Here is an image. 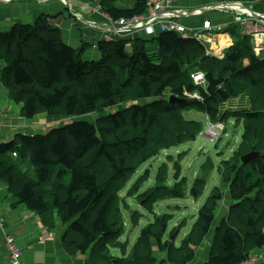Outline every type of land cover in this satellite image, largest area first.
Listing matches in <instances>:
<instances>
[{
  "label": "trees",
  "instance_id": "1",
  "mask_svg": "<svg viewBox=\"0 0 264 264\" xmlns=\"http://www.w3.org/2000/svg\"><path fill=\"white\" fill-rule=\"evenodd\" d=\"M118 1H98L113 21L147 13V0H131L129 8L116 7ZM47 19L42 15L31 25L0 30V84L8 99L20 107L23 119L44 114L60 120L46 133H18L0 142V182L13 199L12 208L22 205L33 212L48 232L61 234L68 256L84 255L88 264H112L113 249L126 256L117 264H137L139 257L158 264L155 253H163L169 264H194L195 249L205 238L201 264H243L254 256L264 264V56L254 55L249 38L234 31L235 41L221 59L208 55L198 40L176 32L157 33L149 41L157 46L153 54L142 39L74 49ZM87 45L98 50L99 59L83 60ZM196 72L203 73L205 88L193 83ZM194 92L201 101L186 98ZM238 95L249 98V107L220 116L219 107ZM170 96L182 102L171 104ZM191 110L205 114L210 123L242 125L247 141L239 145L231 166L223 163L220 179L228 186L229 212L213 229L222 198L213 187L194 224L198 245L187 238L170 255L160 247L156 224L150 223L130 248L129 241L120 242L124 228L118 193L140 161L200 132L199 124L180 116ZM88 115H96L95 121L78 120ZM251 152L256 157L243 164L241 158ZM166 179L167 167L162 166L156 177L160 187L143 196L144 210L184 198L186 188L179 182L169 187ZM197 184L189 191L194 199L207 180L200 178ZM167 222L161 221L160 232Z\"/></svg>",
  "mask_w": 264,
  "mask_h": 264
},
{
  "label": "rangeland",
  "instance_id": "2",
  "mask_svg": "<svg viewBox=\"0 0 264 264\" xmlns=\"http://www.w3.org/2000/svg\"><path fill=\"white\" fill-rule=\"evenodd\" d=\"M170 1L173 2L174 0H170ZM128 2H129L128 0H123V5L125 6L128 5ZM235 4L236 3H222V4H216V6H226V5L232 7L236 5L238 6V10H234V9L227 10V12L232 13L234 24L237 25V28H240L242 30L241 32H243V36H247V38H249L254 55L258 56L259 58L263 57L264 45L262 43H264V39L262 40V43H260L259 40L261 39L260 36H263L262 38H264V27L261 28L262 24L259 22V20L254 19L257 17L258 13L251 12L252 10H249L247 7L242 6L241 4H236V5ZM222 8H223L222 10H225L228 7H222ZM239 10H244L245 12L244 15H237L236 12H238ZM179 11H186V10H179ZM247 15L249 16L247 17ZM238 18L240 19V21H238ZM178 19L179 18L175 20L176 23H178ZM99 27L101 26L99 25L96 26V28ZM237 28L235 29L237 30L236 34H239V30ZM195 33H197L196 35L197 37H199V35L202 36L201 32H194L189 34V36H192ZM184 35L188 36L187 31L185 32ZM108 40H117V39H112L108 34H104L102 41H108ZM119 40H125V39L122 38ZM232 40L235 41V39L233 38ZM214 43L215 42H212V40H207L205 42L204 40L202 41L203 45H207V44L212 45ZM126 49L128 51L130 50V48L128 47ZM258 49H260V51ZM92 50L98 52V50L94 48H92ZM92 50L90 48L86 49L85 53L82 56L83 60L85 59L87 54L94 52ZM219 50L220 49L217 48V45L214 44V46H207L206 51L210 52L209 55L221 59L223 58V52L221 53V51ZM146 51L149 54H153L157 51V46L152 43L146 44ZM99 58L100 56L97 59ZM3 66L4 63L0 62V69ZM197 86H202L203 88H205V83ZM169 91L170 88H168V90L164 93L165 95L164 98L168 99ZM185 95L189 101L191 100L201 101V98L197 92L192 93L191 96H189L188 94ZM240 101H244L245 106L244 105L243 107L240 106L239 105ZM232 102L233 105H231ZM249 104L250 101L247 96L238 95L236 99L229 100L228 102L222 104L219 107V115L221 116L225 110H230V109L240 110L244 108L246 109L249 107ZM128 105H130V103L127 104V106ZM121 106L122 105H118L117 108L120 109ZM109 111L111 113H114L113 109ZM180 116H183L184 121H193L199 124L200 132L196 136L194 137L192 136L191 141H186L181 145L174 146L171 148L162 149L159 151V153L156 156H153L146 161H140V163L135 167L134 172L129 178V180L125 183L124 188L120 190L118 193V197H119L118 206L120 207V212L123 219L122 227L124 228V233L120 238V242H125L126 240L129 241L130 248L136 242V239L140 235V231L142 230V228L150 223L156 224L155 226H157L158 233L162 234L160 247L165 246L164 252L166 253L168 252V254L170 255L173 253L172 248L183 247V241L186 240L187 238L190 239V242L197 244L198 242L196 238L193 237V234H195L194 224L197 221L199 210L205 204L208 203L207 199L208 197L211 196L212 194L211 190L213 187H218V189H215L216 192L214 193L220 194L222 197L221 201L217 205V212L215 214L216 219L213 229L215 228L219 220H221L227 214V212H229L228 205L230 203V200L228 197V186L221 184L220 179L221 181L223 180L222 171H224L225 169L223 163L230 162L234 157L235 153L239 150V145L247 141L245 135L244 137H242L243 136L242 125L235 126L236 125L235 124L233 127L232 122L228 123L227 125L224 123H222L221 125L212 122L210 123L209 119L205 116V114L193 110L184 112L183 114H180ZM19 118L20 120H22L20 116ZM95 119H96V115H88L79 118L78 120L94 122ZM46 120H50V119L46 118ZM54 121H60V120L54 119ZM53 125L55 124H52L51 127ZM40 129L42 130V132L37 131L33 133L43 134L47 132V129L44 127ZM26 133L30 134V132H26ZM199 152H201V155H198ZM174 162H179L181 166V174L177 181H174L172 179V176L174 174L172 166ZM228 165L231 166L232 163L230 162ZM162 166L167 167V179L165 185L174 188V186L179 182V184H182L186 188V194L183 199H166L159 201L153 205L151 211H146L142 208L141 202L142 199H144L143 196L148 195V193H150V191L154 190L156 187H160V185L156 181V177L159 168H161ZM200 178H202V180H207V184L204 187L202 195L199 198L194 199L193 197L190 196L189 191L194 186H196L197 188L200 186L199 184L194 185V182ZM166 216H168V218ZM164 218H166L168 222L166 223L165 231L161 230L162 232L161 233L160 232V228L162 226L161 221ZM3 221H4V217L2 215L1 206H0V224H1L0 234L3 236V241L5 245L4 238L6 237V235H12V234H10L7 230L4 229ZM134 222L137 224L136 226L134 225ZM210 235H212V233H210ZM16 240L17 239L15 238L14 242L18 245ZM207 243H208V239L205 238L203 242L199 245L200 247L195 249L196 252L195 255L198 258V260L195 261L194 264L196 263L201 264L200 254L204 249V247L202 246L203 245L206 246ZM153 246H156L155 243H153ZM201 247L202 249L200 253H198ZM18 248L20 250V261H21L20 264H24L23 250L20 245H18ZM154 249H156V247ZM111 253H112L111 255L113 256V260H115V262H113L112 264H117L116 259L121 258V256L124 259L126 258V256L121 254L119 250L113 249L111 250ZM156 254H163V253H155L154 255L157 258ZM143 260L144 259L142 257H139V259L137 260V264H148ZM260 261L261 259H259L257 263H259ZM124 264H129V262L124 261ZM158 264H167V260L165 261L161 260L158 262Z\"/></svg>",
  "mask_w": 264,
  "mask_h": 264
},
{
  "label": "crops",
  "instance_id": "3",
  "mask_svg": "<svg viewBox=\"0 0 264 264\" xmlns=\"http://www.w3.org/2000/svg\"><path fill=\"white\" fill-rule=\"evenodd\" d=\"M98 1L100 0H0V30H8L14 24L31 25L43 15L48 18L47 21L52 26L59 28L64 44L74 49H79L82 44L91 46L98 43L103 40L104 34H109L112 39H142L148 41L147 44L156 45L149 42L154 36L146 35L143 30L118 33V35L105 32L111 25H109V21L101 11ZM128 1L126 6L123 5V0L118 1L115 6L129 8L132 2L131 0ZM222 3L241 4L252 10L251 12L264 15V0H174L168 3L167 6L169 10L198 9V11H201L195 15L180 17L178 24L184 27L188 34L201 32L204 42L212 40L220 49L219 51L224 53L226 49L232 46L234 42L232 38L235 39L233 37L235 30L233 26L237 25L234 24L233 15L227 10L206 9L209 6L212 7ZM205 22L210 23L211 29L203 28ZM98 25L101 28H96ZM155 31L158 33V28H155ZM239 33L243 35L241 29ZM214 44H207L204 47L207 50V46H214ZM92 48L90 49L92 50ZM99 56V52L94 51L87 54L84 60H97ZM13 104L0 84V142L9 141L18 133L30 132V134H34L33 132H42L40 128L43 127L48 131L52 124L59 122L44 114L31 120L23 118L20 120V114L18 115L20 107ZM231 105H233V102ZM239 105L243 107L245 102L240 101ZM46 118L50 120H46ZM12 203L13 199L7 192L6 185L0 182V206L4 217L3 227L13 235L14 239H17L16 242L21 246L24 264H88L86 256L70 257L64 252L61 247L60 233L48 232L33 212L28 211L22 205L12 208ZM261 251L264 252V249ZM156 255L159 261L165 260L163 254ZM0 264H8V254L1 234Z\"/></svg>",
  "mask_w": 264,
  "mask_h": 264
},
{
  "label": "built area",
  "instance_id": "4",
  "mask_svg": "<svg viewBox=\"0 0 264 264\" xmlns=\"http://www.w3.org/2000/svg\"><path fill=\"white\" fill-rule=\"evenodd\" d=\"M172 1L170 0H147V13L144 16H140L137 18H134L132 21H127L125 19H120L118 21H113L107 16V20L109 21L110 28H107L105 32H111V34L118 35V33H128L134 30H143L144 33L148 36L157 34V31H155V28H158V33L161 32H176L179 33L183 38H194L198 41H202V36L199 35L197 37V33H195L192 36H185V28L180 26L178 23L175 22L177 18L183 17V16H191L200 13V11L197 10H186V11H179V10H169L168 9V3ZM236 5V4H235ZM229 8H226L225 10H238V6L230 7L229 5H226ZM243 8V7H242ZM244 10H239L236 12L237 15H244ZM249 15H247L248 17ZM255 20H259V22L262 24L261 26L264 27V15L258 14ZM238 21L240 19L238 18ZM243 23V22H242ZM94 27V26H93ZM101 28V27H99ZM204 28L209 30L211 29L209 23L204 24ZM109 35V34H108ZM261 39L259 40L260 43H262L263 36H260ZM264 45V43H262ZM94 48V47H93ZM260 51V49H258ZM193 83L195 82L197 85H202L205 83L204 81V75L201 72H196L191 76ZM191 96V94H188ZM1 227V224H0ZM5 240V247L8 254V264H20V250L18 248V245L14 242V238L11 235H6L4 238ZM261 259L260 257H253L250 258L249 261L243 263V264H259L257 263L258 260Z\"/></svg>",
  "mask_w": 264,
  "mask_h": 264
},
{
  "label": "water",
  "instance_id": "5",
  "mask_svg": "<svg viewBox=\"0 0 264 264\" xmlns=\"http://www.w3.org/2000/svg\"><path fill=\"white\" fill-rule=\"evenodd\" d=\"M222 7H228V6H212V7H208V8H206L207 10H221V9H223ZM231 7V6H230ZM229 8V7H228ZM169 102L171 103V104H174V103H181L182 102V100H180V99H178V98H176V97H174V96H170V98H169ZM202 152V151H201ZM201 152H199V154L198 155H201ZM256 153H254V152H252V153H249V154H247V155H245V156H243L242 158H241V162L243 163V164H246V163H248V162H250L251 160H253L255 157H256ZM172 169H173V171H174V174H173V176H172V179L174 180V181H177L178 179H179V177H180V174H181V166H180V164H179V162H174L173 163V166H172Z\"/></svg>",
  "mask_w": 264,
  "mask_h": 264
},
{
  "label": "clouds",
  "instance_id": "6",
  "mask_svg": "<svg viewBox=\"0 0 264 264\" xmlns=\"http://www.w3.org/2000/svg\"><path fill=\"white\" fill-rule=\"evenodd\" d=\"M12 236V235H11ZM13 237V236H12Z\"/></svg>",
  "mask_w": 264,
  "mask_h": 264
}]
</instances>
